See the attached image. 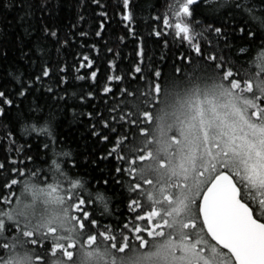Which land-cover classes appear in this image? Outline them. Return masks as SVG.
<instances>
[{
	"label": "snow or ice",
	"instance_id": "1",
	"mask_svg": "<svg viewBox=\"0 0 264 264\" xmlns=\"http://www.w3.org/2000/svg\"><path fill=\"white\" fill-rule=\"evenodd\" d=\"M90 4L100 9H93L96 37L111 19L108 8L118 10L125 35L136 42L131 73L142 86L118 87L122 107L109 106L106 97L116 96L110 85L125 80L115 59L101 87L94 57L79 53L71 63H50L33 59L31 42L21 40L20 59L39 70L23 79L0 76V264H264V51L253 68L237 66L240 54L249 53L243 44L264 41V0H172L165 13L151 16L155 42L170 54L178 45L171 74L161 66L170 58L164 53L145 64L144 37L133 26L138 0ZM18 7L25 37L36 32L38 41L73 43L77 25L63 33L60 21L76 3L19 0ZM107 52L120 56L111 47ZM80 81H91L89 90ZM76 87L81 91L66 99ZM98 96L107 116L94 102ZM30 97L78 109L73 120L85 125V144L94 139L103 147L57 152V112L31 105L37 123L25 124L23 133L35 136L21 142L16 124ZM49 153L65 159L29 168ZM73 169L83 174L72 178Z\"/></svg>",
	"mask_w": 264,
	"mask_h": 264
},
{
	"label": "trees",
	"instance_id": "2",
	"mask_svg": "<svg viewBox=\"0 0 264 264\" xmlns=\"http://www.w3.org/2000/svg\"><path fill=\"white\" fill-rule=\"evenodd\" d=\"M65 3V4H73L76 3V7L74 8H65V11L61 13V26L63 29V33H69L70 26L72 24L77 25V29L73 30L74 35H70V39H72L73 43L66 48L60 47V45H54L48 43L44 40H37V33L33 32L31 37H25L24 34V27L27 25L21 21L20 17L24 15L22 11H20L18 7L19 0H0V4L11 3V7L5 9L0 7V54L3 52H7L8 56L6 59H0V76L11 74L8 76L9 79H12L13 76H21V78H25L22 74L31 71H38L37 67L32 65H28L25 63L24 60L20 59V48H21V40L30 41L33 46V52L35 55L33 59H37L38 57L43 56L44 60H48L50 63L59 60L61 65L64 61L71 63L73 59L79 54L84 53L88 54L91 57L96 59L95 67L100 68V73H98V80L101 87L106 81V76L109 74L108 71V61L111 59H115L116 63L119 66V73L125 75V80L123 82H113L110 86L113 87L114 92H116V96L113 97L112 95H108L106 99L109 102V106H121L119 101L122 99L120 97L117 88H124L129 87L130 89H137L142 86V81H136L132 79L131 69L134 66V62L138 60L135 56L136 50V42L133 41L130 35H125L127 29L124 27V22L120 21V15L117 12L114 14L113 8L109 7V17L111 19L108 20L106 24L105 31L101 34V37H96L94 31L97 29L98 26V18L94 15L93 9L96 12H99L100 9L96 8L94 4H90V0H56V3ZM102 2L110 3L115 5L117 0H102ZM141 7L137 10L136 14V21L134 22L133 26L136 28V31L139 36L144 37V48H145V64H148L149 61H156L159 62L160 56L164 53L166 56H169V59H166L162 67L167 65L164 70L171 74L172 73V61L175 60L176 55L179 53L176 51L178 45L173 48V53L170 54L167 52L166 49L163 48L162 42L156 43V38L149 35V28L148 24L152 21L150 20L151 16H155L158 13L163 14L165 13L168 4L172 3V0H138ZM83 15L85 17L84 21H79V16ZM32 23H36V21H32ZM79 30H83L89 33L87 36H79ZM42 36V33L39 34ZM125 36V42L121 44L119 42V37ZM63 39V34H62ZM242 43V42H241ZM264 43V41H256L255 45H248L243 44L245 48L249 49V53L240 54V59L238 63V67L243 65L245 68H253L252 61L256 59V56L259 54L260 51H264V49L260 48L259 46ZM38 44H43L44 48H38ZM95 44L96 48L99 49V55L97 52L91 48V45ZM111 47L114 51H119L120 56L118 58H114L112 54L107 52V48ZM57 48L60 50L57 51ZM25 51L28 49L25 48ZM183 50V49H181ZM236 54H233V58L235 59ZM43 63V61H40ZM143 67V65H142ZM83 71V70H82ZM147 71V69H145ZM139 75V74H137ZM78 85H83V90H89V84L91 81H80L76 82ZM94 87V86H93ZM79 92L81 89L79 87L70 88L68 95H66V99L68 96L71 95L72 92ZM40 94L37 93L36 96ZM35 97H30L28 101H26L24 105V111L21 113V122L16 124V132L15 135L20 137V141L23 140H32L35 136V133L31 135H25L23 133V128L25 124H33L37 123L34 118L36 114L32 112L29 108V105L32 108L40 107L43 109L45 113L49 111H55L58 114V120L60 121L62 127L60 129L61 135V142L56 146V151L60 152L63 151H71L75 154L77 151L85 152L91 151L94 148H102L103 145H96L94 139H89L87 144H85V139L82 136L87 135L85 131V125L73 120V113L74 111H79L78 109H71V108H63L57 106L54 100H47V103L43 101L33 103ZM69 104L72 103H79V101L69 100ZM98 105H100V111L104 112L107 116L108 113L103 106V102L98 96L97 99L94 101ZM63 102H61L62 105ZM89 109H84L87 111ZM114 115H121L122 112L113 113ZM16 115V113H13ZM81 120H84L85 117H81ZM7 123V122H5ZM43 124V121H39L37 126ZM3 133H0L2 135ZM67 140V144L64 143V140ZM12 158L15 159V153L12 154ZM60 159L64 160V157H54L49 153L48 157H41V160L47 159L48 163L43 164L41 160H37L36 163L29 164V168L35 170L36 168H44L47 169L48 165L51 164L52 159ZM84 157L81 158V162L83 163ZM103 167V165H101ZM107 170V169H106ZM77 173L82 175L83 173L80 170L73 169L72 172L69 173L70 177L76 178ZM99 174V173H97ZM25 177H20L21 180L25 179ZM89 180L90 183L93 184V187H97L95 182L91 180V177H85ZM101 194H104L103 189H101ZM110 210H113V205H109ZM102 210V209H101ZM120 211H124L123 207L120 208Z\"/></svg>",
	"mask_w": 264,
	"mask_h": 264
}]
</instances>
